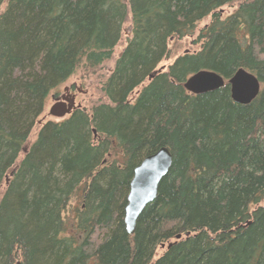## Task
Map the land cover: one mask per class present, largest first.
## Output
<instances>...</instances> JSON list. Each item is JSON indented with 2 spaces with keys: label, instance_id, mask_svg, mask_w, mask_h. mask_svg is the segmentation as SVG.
<instances>
[{
  "label": "trees",
  "instance_id": "1",
  "mask_svg": "<svg viewBox=\"0 0 264 264\" xmlns=\"http://www.w3.org/2000/svg\"><path fill=\"white\" fill-rule=\"evenodd\" d=\"M126 23L108 101L42 121ZM197 31V50L159 67ZM241 68L261 83L246 105L229 85ZM200 70L224 87L188 92ZM162 148L173 164L129 234L134 169ZM0 264H264V0H0Z\"/></svg>",
  "mask_w": 264,
  "mask_h": 264
},
{
  "label": "water",
  "instance_id": "2",
  "mask_svg": "<svg viewBox=\"0 0 264 264\" xmlns=\"http://www.w3.org/2000/svg\"><path fill=\"white\" fill-rule=\"evenodd\" d=\"M153 75L149 76L152 79ZM225 85V79L214 71L200 70L186 78L184 88L195 95L216 91ZM231 96L238 104L251 103L261 91L257 76L241 68L229 80ZM76 108L75 96L70 99L59 98L50 108L49 115L63 119L71 115ZM94 134L96 131L94 130ZM173 164V157L166 148L147 156L135 169L125 207L124 223L126 230L132 234L136 229L139 216L147 205L155 201L159 185L168 174Z\"/></svg>",
  "mask_w": 264,
  "mask_h": 264
},
{
  "label": "rangeland",
  "instance_id": "3",
  "mask_svg": "<svg viewBox=\"0 0 264 264\" xmlns=\"http://www.w3.org/2000/svg\"><path fill=\"white\" fill-rule=\"evenodd\" d=\"M233 10L232 6L229 7H223L222 12L224 15L227 13H230ZM207 21H203L199 24L198 30H200L204 25H206ZM130 23H126L124 26L123 31V39L122 41L116 46L114 56L111 60L106 61L101 66H99L96 69L87 70L84 65H82L76 73L69 78L63 85H61L59 88L55 89L53 92H51L50 96L48 97L46 101V110L42 115L41 120L42 121H60L63 119H59L53 116L49 115L50 108L55 104L57 101L56 99L61 98L63 94H65V89L68 87H72L73 91L77 93V102L76 104L80 106L79 108H91L94 105L98 103L107 102L108 100L105 98L103 92H102V86L105 80L108 78V76L111 73V70L114 68L115 61L118 57V55L123 50L126 40L130 33ZM197 33L193 37L184 38L183 40H178L177 42H171L170 43V58L163 61L159 67H164L163 69L166 70L170 64H172L175 59L182 55L184 52H191L195 51L199 48V44L195 43V40L197 39ZM68 117V116H67ZM66 118V117H65ZM41 122V121H40ZM39 126V123L37 124ZM38 130L39 128L36 127L31 136H30V143H34L38 136ZM81 202H76L75 199L72 200L71 207H69L68 217L73 216L74 212L72 211L73 205H77L80 207ZM162 249H159L158 253H160Z\"/></svg>",
  "mask_w": 264,
  "mask_h": 264
},
{
  "label": "flooded vegetation",
  "instance_id": "4",
  "mask_svg": "<svg viewBox=\"0 0 264 264\" xmlns=\"http://www.w3.org/2000/svg\"><path fill=\"white\" fill-rule=\"evenodd\" d=\"M73 88L72 87H68V88H66L65 89V94H63V96H61V98L63 99L64 97L66 98V99H70L71 97H73V96H75V103L77 102V93L76 92H74L73 90H72ZM57 100V99H56ZM76 106H78L77 104H76ZM80 107V106H79ZM77 109V108H76Z\"/></svg>",
  "mask_w": 264,
  "mask_h": 264
},
{
  "label": "bare ground",
  "instance_id": "5",
  "mask_svg": "<svg viewBox=\"0 0 264 264\" xmlns=\"http://www.w3.org/2000/svg\"><path fill=\"white\" fill-rule=\"evenodd\" d=\"M144 159H145V158H144ZM144 159H143V160H144Z\"/></svg>",
  "mask_w": 264,
  "mask_h": 264
}]
</instances>
